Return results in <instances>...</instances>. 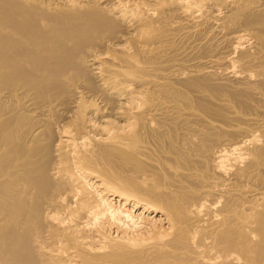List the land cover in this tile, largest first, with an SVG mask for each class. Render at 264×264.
<instances>
[{
    "label": "bare ground",
    "instance_id": "6f19581e",
    "mask_svg": "<svg viewBox=\"0 0 264 264\" xmlns=\"http://www.w3.org/2000/svg\"><path fill=\"white\" fill-rule=\"evenodd\" d=\"M0 264H264V0H0Z\"/></svg>",
    "mask_w": 264,
    "mask_h": 264
}]
</instances>
